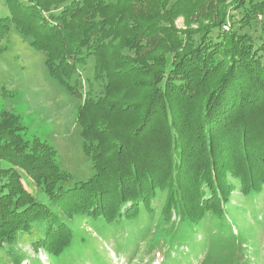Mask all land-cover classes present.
Returning <instances> with one entry per match:
<instances>
[{
    "label": "trees",
    "instance_id": "obj_1",
    "mask_svg": "<svg viewBox=\"0 0 264 264\" xmlns=\"http://www.w3.org/2000/svg\"><path fill=\"white\" fill-rule=\"evenodd\" d=\"M4 4L0 52L14 32L43 53L48 80L84 95L76 124L93 175L74 181L55 149L24 142L19 117L1 114L0 247L26 232L52 258L85 251L81 263L110 264L91 256L100 239L128 262L145 252L149 264H246L240 221L264 229V0ZM256 19L258 44L235 29ZM91 58L98 97L78 76Z\"/></svg>",
    "mask_w": 264,
    "mask_h": 264
},
{
    "label": "rangeland",
    "instance_id": "obj_2",
    "mask_svg": "<svg viewBox=\"0 0 264 264\" xmlns=\"http://www.w3.org/2000/svg\"><path fill=\"white\" fill-rule=\"evenodd\" d=\"M230 14L234 15V19L239 15L237 12ZM7 15L4 0H0V17ZM173 24L177 30L186 29L185 19L181 16L173 20ZM228 26L227 24V28ZM225 27L224 25L222 28L227 31ZM235 29L240 34L246 33L255 39L260 34L261 23L256 19L249 27L239 29L236 25ZM255 42L258 44L257 39ZM2 43L7 49L0 52V116L5 113L19 117L22 128L19 134L21 140L31 143L37 139L38 142L49 145L56 151L57 164L61 170L69 173L76 182L88 180L93 175L92 163L82 151V140L76 124V111L82 104L84 95H81V98H74L58 89L47 79L43 53L33 50L14 32H11ZM93 63L92 58L88 59L86 65L78 69V76L82 83L81 92L90 91L93 96L98 97L103 91V84L93 79ZM7 160L9 153L0 149V166L9 167ZM34 166L38 164L34 163ZM19 173L28 191L33 192L38 201L46 204L48 200L46 195L36 192L34 186L30 185L27 175ZM239 228L251 232L248 240L243 235V240L237 244L240 252L252 255L246 264H254L256 260L259 264H264V229L258 230L252 221L242 220ZM99 240L91 246L94 249L91 256L96 255L101 259V253H104V260L110 264L150 263V255L145 252H141L133 262L131 261L132 263L125 261L115 255L112 243L100 245ZM146 240L148 242L153 240L152 234ZM33 241L34 237L30 233H19L15 243L0 247V264H95L92 258L89 259V263H81L80 259L87 256L83 250L72 251L70 256L49 257L42 250L35 251ZM156 262L154 264H157Z\"/></svg>",
    "mask_w": 264,
    "mask_h": 264
},
{
    "label": "built area",
    "instance_id": "obj_3",
    "mask_svg": "<svg viewBox=\"0 0 264 264\" xmlns=\"http://www.w3.org/2000/svg\"><path fill=\"white\" fill-rule=\"evenodd\" d=\"M224 29H227V27H225Z\"/></svg>",
    "mask_w": 264,
    "mask_h": 264
}]
</instances>
